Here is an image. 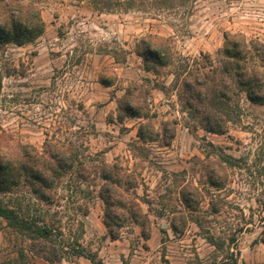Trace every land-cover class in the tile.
<instances>
[{"label": "rangeland", "instance_id": "1", "mask_svg": "<svg viewBox=\"0 0 264 264\" xmlns=\"http://www.w3.org/2000/svg\"><path fill=\"white\" fill-rule=\"evenodd\" d=\"M21 1L39 8L45 30L33 43L0 49V131L38 148L46 138L71 143L92 170L118 161L140 174L136 194L149 219L148 238L127 222L120 237L111 239L98 195L102 180L95 175L85 184L92 190L88 214L77 218L84 227L82 244L96 264H264V104L240 91L233 119L223 133H212L190 116L181 90L183 72L200 67V52L215 64L223 58L224 32L264 45V0H188L174 19L135 9L100 12L89 0ZM146 33L172 38V61L157 74L136 53ZM132 84L150 91L146 117L118 113ZM146 121L160 134L164 128L173 132L170 144L164 136L140 143L138 127ZM219 164L226 175L221 189L206 177L208 171L221 174ZM189 184L202 196L198 214L179 195ZM211 197L221 200L217 214L207 211ZM177 214L187 217L177 223L180 231L170 223ZM207 230L224 240L223 249L206 240ZM13 248L0 231V259ZM56 264L92 263L73 257Z\"/></svg>", "mask_w": 264, "mask_h": 264}, {"label": "trees", "instance_id": "2", "mask_svg": "<svg viewBox=\"0 0 264 264\" xmlns=\"http://www.w3.org/2000/svg\"><path fill=\"white\" fill-rule=\"evenodd\" d=\"M186 1L88 2L100 12L135 9L163 13L174 19ZM44 30L45 22L35 4L0 0V49H6L9 44L33 43ZM171 40V36L146 33L137 41L136 53L143 58L148 70L157 74L160 67L172 61ZM224 40L223 58L215 64L209 54L200 52V67L196 72H183L181 78L182 99L190 116L193 113L202 127L212 133L225 131L228 121L239 109L234 97L240 91L245 92L251 102L264 104V45L247 40L238 32H224ZM149 92L141 84L129 85L119 100L118 113L146 117L149 109L145 100ZM160 136H164L165 145H169L174 134H169L166 128L160 134L147 121L139 124L137 137L140 143L154 141ZM80 156L71 143L66 145L46 138L38 148L6 130L0 131V231L14 247L12 254L0 259V264H56L73 257H85L96 264L94 254L87 252L82 244L84 227L82 220L77 218L88 214L86 199L91 197L92 190L85 184H91L95 175L102 180L98 195L104 203L103 223L108 236L118 239L127 222L138 224L143 237L150 236L149 219L142 212L136 194L140 174L118 161L103 162L98 170H92L80 161ZM222 161L228 165L234 163L230 155H223ZM219 171L221 174L216 171L206 173L207 183L217 189L226 185L222 164H219ZM179 195L190 213L198 214L202 202L199 188L184 185ZM62 199H66L63 209ZM219 201L211 197L207 211L217 214L221 207ZM186 219L183 214L174 215L171 228L180 231L177 223H185ZM195 223L203 228L198 218ZM205 232L210 244L218 251L223 249L224 240H217L209 230Z\"/></svg>", "mask_w": 264, "mask_h": 264}]
</instances>
